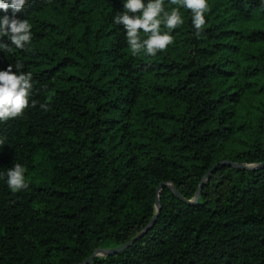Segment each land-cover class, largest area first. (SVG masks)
I'll return each instance as SVG.
<instances>
[{"label":"trees","instance_id":"1","mask_svg":"<svg viewBox=\"0 0 264 264\" xmlns=\"http://www.w3.org/2000/svg\"><path fill=\"white\" fill-rule=\"evenodd\" d=\"M125 2L28 0L16 14L32 40L0 48V71L21 62L37 103L0 121V264H81L149 224L160 184L193 201L201 182L193 205L163 187L153 227L90 264H264V0H207L199 38L164 0L184 22L161 23L174 42L155 56L133 55L114 23ZM16 163L28 188L13 192Z\"/></svg>","mask_w":264,"mask_h":264},{"label":"clouds","instance_id":"2","mask_svg":"<svg viewBox=\"0 0 264 264\" xmlns=\"http://www.w3.org/2000/svg\"><path fill=\"white\" fill-rule=\"evenodd\" d=\"M28 0H0V11L5 15L0 17V37H7L10 44L0 41V48L10 52L11 47L25 49L32 40L31 24L27 19H18L16 14L21 12ZM172 5H180L191 11L192 25L195 35L199 38L205 25V13L208 11L207 0H170ZM9 9L12 15H7ZM163 14V21L161 19ZM169 30L183 24L179 8H173L166 12L164 0H126L124 11L117 13L114 23L122 25L126 31V39L133 55L139 54L146 49V54L155 56L163 52L174 42V37L169 32H161V23ZM148 34L146 39H141L140 32ZM13 67L16 69L13 71ZM24 65L17 61L15 65H9L7 70L0 71V121H7L23 115L24 111L36 107V101L31 100L33 92L32 73L22 71ZM31 100V103H30ZM44 111L48 110L46 104H40ZM3 141L0 140V144ZM248 168L259 165L247 164ZM26 168L19 163L7 170V184L13 192L28 188L25 173ZM4 174L0 173V177Z\"/></svg>","mask_w":264,"mask_h":264},{"label":"water","instance_id":"3","mask_svg":"<svg viewBox=\"0 0 264 264\" xmlns=\"http://www.w3.org/2000/svg\"><path fill=\"white\" fill-rule=\"evenodd\" d=\"M220 165H228V166H236V167H238V168H240V169H242V168H245L244 166H240V165H235V164H232V163H229V162H226V161H223V162H220L219 163ZM219 164H216V165H214L207 173H206V175H205V177H204V180L205 179H208V177H209V175L211 174V172L214 170V168L217 166V165H219ZM260 168H262L263 167V165H261V166H259ZM258 167V168H259ZM203 180V181H204ZM201 186H202V182L200 183V185H199V188H198V190H197V192H196V194H195V197H194V200L193 201H191V200H185V199H183L180 195H179V193L175 190V189H173V188H171V186L169 185V184H167V183H162V184H160L158 187H157V189H156V198H155V206H156V208H157V213L153 216V218L151 219V221L149 222V224L138 234V235H136L133 239H131L129 242H127L126 244H124V245H122V246H120V247H116V248H113V249H108V250H96V251H94L93 252V254L89 257V258H87L83 263H81V264H90V262L92 261V259L94 258V257H96V256H100V255H103V254H105V255H107V256H111V255H114V254H117V253H120V252H122L123 250H125V249H127V248H129L131 245H133L137 240H139L140 238H142L152 227H153V225H154V223H155V221H156V218H157V215H158V211H159V201H158V194H159V192L161 191V189L163 188V187H169V189L172 191V193L174 194V196L178 199V200H180V201H182L183 203H186V204H190V205H193V204H196L197 203V200H198V197H199V193H200V189H201Z\"/></svg>","mask_w":264,"mask_h":264}]
</instances>
